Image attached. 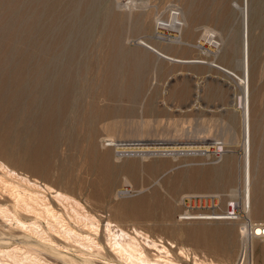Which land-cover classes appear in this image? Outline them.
I'll use <instances>...</instances> for the list:
<instances>
[{"label": "rangeland", "instance_id": "1", "mask_svg": "<svg viewBox=\"0 0 264 264\" xmlns=\"http://www.w3.org/2000/svg\"><path fill=\"white\" fill-rule=\"evenodd\" d=\"M6 1H13V3L15 1V5L11 3L13 5L11 10ZM58 1H0V24L8 20V25L12 26L13 23L18 26L23 20L26 25L31 11H40L45 4L46 8L56 4L60 13L58 20L61 22L59 24L61 28L63 24L68 25L67 27L74 25L71 27V31H74L71 32L72 40L70 41L73 45H78L74 54L76 57L73 60V67L74 71L79 72L76 74L74 72V76L76 80L79 79L78 86L85 85L84 88L79 86L81 90L77 98L79 101L89 103L92 108H90L91 114L94 115V131L89 136L86 134L88 139L84 140L85 135H82L83 138L80 137L82 139L77 140L81 145L84 144L85 152L88 153L87 150L92 145L93 148H90L89 153L92 149L95 153L103 152L106 161L108 156L109 161L106 164H110L105 167L112 171L107 174L112 177L88 173L85 166L79 165L76 169L77 177L83 182L75 187L62 184L59 176L63 171L67 175L68 169H71L69 157L71 158L78 150L63 145L65 141L62 142L63 137H60L57 139L58 146L55 149L47 144L41 153H37L36 150L25 151L24 147L33 143V137L31 133L18 126L13 129L9 126L0 127V149L7 150L3 156L12 162H18L20 167L28 165L30 169L37 170L31 173L82 200L89 199L93 207L103 208L108 205L114 207L117 217L123 222L131 223L133 220L148 232L169 238L202 257L213 259L220 264H230V261L237 257L238 252L245 250L242 221L249 225L259 220L264 222V210H255L257 197L252 195L253 211L248 214L244 210L240 196L244 184L246 122L243 104L238 100L243 91V84H240L239 77H236L243 72L242 29L244 14L246 15L247 6H249L250 41L252 42H250L252 44H250L252 50V52L250 50L252 53L250 55V90L252 91L250 108L253 136L251 174L253 184L262 186L264 191V0H96V2L95 0H61L59 4ZM71 8L72 11H70ZM61 9L65 12L60 11ZM79 10L80 12H77ZM74 12H77V15ZM173 13L182 17L179 31L167 25ZM34 15H30L29 19H36ZM25 16H28L27 19L24 18ZM49 18V13L45 12L41 20L47 21ZM82 24L84 25L81 26ZM66 26L64 27L67 28ZM207 29L215 30V36L211 37L212 39L203 35V33L206 34ZM79 30L81 31L78 32ZM79 35L80 37H77ZM144 41L148 45L167 51L166 53L170 56L200 58L202 61L168 59L146 47L142 43ZM116 49L119 55L116 61L118 64L122 62L121 65L124 68H120V64L117 65L120 71L117 70L118 90L112 88L110 90L105 87L103 81L107 78V67L112 66V58L108 59L109 54L116 53ZM82 50L86 53L81 52ZM83 58L87 62L85 59L83 61ZM85 62L87 66L89 64L90 69L85 65L89 72L84 69ZM216 62L221 66L229 67L234 76L221 70ZM77 64L78 67L81 65V69L76 67ZM82 71L86 72L84 76ZM97 113H99L98 116H95ZM108 136H112L113 139H108ZM165 138H171L172 141L193 139L194 143H198L201 138H207L208 142H213H209L208 148L205 147L208 150L196 151L169 149L129 152L124 151L121 145L123 141L128 140L158 141ZM80 140L83 142L81 143ZM87 140H92L93 143ZM86 143L88 147L90 146L89 148L85 146ZM70 150L72 151L69 154ZM100 154L96 156L99 158L102 156ZM24 157L27 160H24ZM97 157V162L102 163ZM101 158L103 156L99 159ZM33 166L36 168L33 169ZM112 169L115 170L114 173ZM104 177L108 180L105 178V181ZM90 179L94 181L93 184L88 182ZM107 184L109 187L106 190ZM233 190H236L237 196H233ZM196 198L200 200V203L195 202ZM190 199L193 200V204ZM233 206L238 209L239 217L237 218H186L187 213L204 211L227 214L228 209ZM128 208L135 212L127 215ZM224 225L227 226L226 233L213 234V227H226ZM205 227L210 230L204 231ZM222 237H226L228 240L226 243L230 244L226 249L212 250L203 244L206 240L219 241ZM7 239L10 238L0 233L1 242ZM1 242L0 246L7 244ZM10 242L14 243L15 240L11 239ZM246 251L247 264H264V237L247 235Z\"/></svg>", "mask_w": 264, "mask_h": 264}, {"label": "bare ground", "instance_id": "2", "mask_svg": "<svg viewBox=\"0 0 264 264\" xmlns=\"http://www.w3.org/2000/svg\"><path fill=\"white\" fill-rule=\"evenodd\" d=\"M0 1L3 2L4 0H0ZM59 1H58V4H59ZM11 3H13V1L7 2L10 10L13 8L12 7L13 5ZM89 3L90 1L88 2V4ZM13 4L15 5V1ZM55 5L56 4L54 5L52 4L51 7L49 5L50 8L49 7L46 8L45 6L47 5L45 4L44 8H42L40 11H37V10L31 11L32 13H30V15L36 14L34 16L35 18L36 17L37 18L34 19L32 17L33 19H29L30 15H28L29 18L26 21V25H24L25 22L23 20H21L20 23L18 21L19 23L18 26L13 25V23H12V26L8 25L9 24L8 20L6 22L3 21L0 24V127L9 126L10 128L13 129L14 127L16 128L18 126L22 130L28 133H31L33 137V143L27 144V146L24 147V150L25 151L33 150V152L34 150H36L37 153H41V151H43L44 147L47 144L49 145L50 148L55 149L58 146L57 139H59L60 137H63L62 142L65 141L63 145L65 144L68 148H72V149L74 148L75 150H78V152L80 151V154H78V152L76 151L75 154L73 153L74 154L73 156L70 155L71 158L69 157V159H70L71 169L70 170L68 169L67 175L65 174L66 173L65 171L61 172L62 174H60L59 180L61 181L62 184L65 183L66 186L75 187L77 186V184H81V182H83L79 180L77 177L76 169H78L79 165H82L83 167L85 166V169L88 171V173L97 174L98 176L107 175L108 173L112 171L108 170V168L105 167L106 165L110 164V163L106 164L109 161L108 156H107V161H106L104 159L106 158V156L102 154L103 153L102 151H101L102 152L101 154L103 158L101 159L99 158L102 156L98 158L97 156L100 153H95V150L93 152V149H92L91 153H89L92 145L91 147L89 146L90 147L89 148L87 146L88 143H86L85 146H87L89 150H87L88 153L85 152L84 150L85 148H83L84 144L81 145L80 142L77 140V139H82L83 138L82 135L83 136L85 135L84 140L88 139L86 138V134L87 136H89L92 133V131H94L93 129L94 128L93 127L94 126V123H93L94 115L91 114L92 108L89 106V103L87 104L83 101H79L77 98V96L80 94L79 91L81 90V89L79 90V86L81 87L83 85L78 86L79 79L76 80V77L74 76L76 72L79 73L78 71H74V67H73V62H74L73 60H74V57H76V55L74 54H75V51H77L76 49L78 45L77 44L73 45L70 41L71 39L70 36L72 35L71 32L74 31V30L71 31V27H73L74 25L71 27H67L68 25L66 26L63 24L62 25L63 27L61 28V25H59L61 22L60 20H58L60 18L59 17L60 13H59V10H57ZM247 7L248 8L246 10V15L243 12L245 16L244 27L242 29L243 30V34H242L243 36V55H242L243 56L242 57L243 72H242V75H238L236 77H239V80H240L239 83L243 84L242 85L243 91L241 92L242 94H240L241 96L239 95L238 100L243 104L244 119L246 122V125H245L246 128H244L245 130L244 184H243L240 196L242 198V204H243L245 212L250 214L253 211L251 207V199H253L252 198L253 194L255 197H257L256 198L257 206L255 210L256 209L261 210V211L264 210V193H263L264 191L261 188L262 186L260 187L259 185L253 184L252 174H251V170H252L251 168V163H252L251 144H252L253 136H252V130H251L252 123H251V108H250L251 92H252L250 90V60H251L250 55L252 54L250 44L252 42L250 41V25H249L250 17L248 14L249 6ZM110 8L112 9V7ZM63 10L64 9H61L60 11L63 12ZM70 11H72V8ZM45 12L49 13L50 18L47 21H46L47 18L44 21H42L41 19ZM77 12H80V10ZM70 13L69 15H71ZM76 13L75 15H77ZM176 13L172 14L167 25L171 29L174 28L178 30L181 27L180 22L182 21V17ZM27 17L25 16L24 18L27 19ZM89 19L90 18H88V20ZM83 25L84 24H82L81 26ZM23 26L24 28H22ZM64 26H66L67 28H65ZM60 28L61 30H59ZM81 30H79L78 32H80ZM78 32H77V35H78ZM203 35H206V37L208 36L209 38L214 37L215 30L207 29L206 34L203 33ZM73 36H76V35H73ZM77 37H80V35ZM212 41L216 42V40L215 41L212 40ZM84 42L86 43V41ZM142 43H144L146 47L154 50V52H157L161 56L168 57V59L173 58V59L180 60V61H192V62L202 61V59L200 58H189L188 59V58L173 57V56L168 55V53H166L167 51L165 52L150 44L148 45V43H146L145 41ZM215 45L217 46V44ZM82 47L83 46L81 45V49ZM79 49H80V46H79ZM118 49H116V53L112 52L111 55L109 54L110 57L108 59L112 58L113 62L111 61L112 66L109 65V68L107 67L108 65L106 66L107 67V70H106L107 78H105V81H103L105 82L104 84L105 87L110 90L111 88L113 90L114 89L118 90L117 70L119 68L117 67V65L119 66L120 64L121 66L120 68H124L121 65L122 62L118 64V61H116L117 60L116 58H118L117 56H119L118 51H117ZM83 51L85 50H82L81 52ZM88 57L89 55L87 53V58ZM77 59H78V56L76 60ZM84 59L85 58H83V61L86 60ZM102 60H101V63H102ZM121 61H123L122 58H121ZM86 62L84 63L83 66L86 65ZM78 64L77 66L76 65L75 66L78 67L79 66ZM216 65H218V67H220L221 70H223L227 74L229 73L233 75V71L229 67L227 68V67L221 66L217 64V62H216ZM86 66L84 69H86ZM80 67H78V69ZM87 67H89V64ZM135 68L137 67L135 66ZM87 70L88 69H86V72ZM84 72L82 71V73ZM118 72L120 71L118 70ZM85 73L83 74V76L85 75ZM136 73L138 74V72ZM133 84L135 86V83ZM98 114L99 113L95 114V116H98ZM258 128L259 127H257V129ZM108 139H113V137L110 136ZM170 139L165 138V139H161L158 141L128 140V141H123L121 145L124 151H129V152L131 151L135 152L138 150L139 151L140 150L141 151L142 150H145V151L146 150H149V151L150 150L151 151L152 150L154 151L166 150L167 151L169 149H172V150L173 149L174 150L175 149H185V150H193V151L195 150L196 151L200 149L206 150L209 146V142L210 143L213 142V141L208 142L206 140L207 138L206 139L201 138V140L198 143H194L193 139H191L190 141L189 140L172 141V139L171 140ZM90 141L92 144L95 141V139L93 140V142L92 140H89V141L87 140V142H90ZM82 142L83 141H81V143ZM11 150L13 151V149ZM71 151L72 150L68 151L69 154ZM5 152L7 153V150L4 151V149H0V233L4 236H7V238H10V239L3 240V242L7 244L0 246V264H220L214 261L213 259H210V258L207 259L205 256L202 257L197 252L192 251L189 248L181 244H178L177 242L169 238H165L164 236L160 234L157 235V234L148 232L146 229L142 228L140 225H138L137 222L133 220H132L133 222L131 221V223H127L125 221L123 222L121 218L119 219L117 217L118 215L115 213L114 207L110 205L103 207V208L93 207L89 199L82 200L80 197L74 194H71L66 190H63L45 181L44 179H41V177L36 176L35 174H32L31 171H37V170L30 169L28 165L20 167L18 162L17 163L12 162L6 156H3ZM81 155H82V158H81ZM95 156L102 163H100L99 161L98 163ZM25 159L26 157H24V160ZM47 159H46V163H47ZM66 166H67V163H66ZM35 168L36 167L33 166V169ZM114 172L115 170L113 171V173ZM105 178L106 177H104L105 181L106 179L108 180V178L106 179ZM88 182L92 183L94 181L90 179L88 180ZM108 184H110V182ZM108 184L106 186V190L109 187ZM235 192L236 190H233V196L236 195ZM99 194H101V192H99ZM230 202L229 204H231ZM134 212L135 211L128 208V212L126 214L131 215ZM187 214L188 215L186 218H200V219L229 218L228 212L227 214L225 213L222 214L221 212L213 213V212L204 211V212L187 213ZM259 221L252 222L250 225L242 221L243 223V226H242L243 235L242 236H243V241L245 245L244 246L245 250H243L242 252H238L240 253L239 256L237 253L236 254L237 257L235 259L233 258L232 261H230V264H247L246 263V259H247L246 247H247V235H248L247 233H249V230H251L253 234H257L262 228V225L264 224V222H259ZM208 230L210 229L205 227L204 231H208ZM213 230H214L213 234L217 232L226 233L227 226L219 227V228L213 227ZM226 237H222V239L219 241H216L215 239L214 241L206 240L202 242L205 247L207 246L209 247V249H212V250L223 249V248L226 249L230 245V244L228 245L229 242L226 243V241H228L230 238L229 235L227 237L228 240L226 239ZM253 237H256V236H253ZM11 239H14L15 242L11 243L10 242Z\"/></svg>", "mask_w": 264, "mask_h": 264}, {"label": "built area", "instance_id": "3", "mask_svg": "<svg viewBox=\"0 0 264 264\" xmlns=\"http://www.w3.org/2000/svg\"><path fill=\"white\" fill-rule=\"evenodd\" d=\"M190 202L193 204V200L192 199H190ZM195 202L200 203V200L196 198ZM228 216H229V218H237V217H239L238 216V209L236 207H234V206L231 209H228ZM249 233H247L249 237H253V236L264 237V224L262 225V228L260 229V231L257 234H253L252 231H249Z\"/></svg>", "mask_w": 264, "mask_h": 264}]
</instances>
